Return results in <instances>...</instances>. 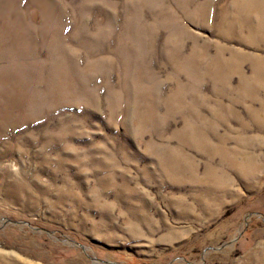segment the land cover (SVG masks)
I'll return each instance as SVG.
<instances>
[{
  "label": "rangeland",
  "instance_id": "1",
  "mask_svg": "<svg viewBox=\"0 0 264 264\" xmlns=\"http://www.w3.org/2000/svg\"><path fill=\"white\" fill-rule=\"evenodd\" d=\"M0 264H264V0H0Z\"/></svg>",
  "mask_w": 264,
  "mask_h": 264
},
{
  "label": "bare ground",
  "instance_id": "2",
  "mask_svg": "<svg viewBox=\"0 0 264 264\" xmlns=\"http://www.w3.org/2000/svg\"><path fill=\"white\" fill-rule=\"evenodd\" d=\"M263 33V32H262Z\"/></svg>",
  "mask_w": 264,
  "mask_h": 264
}]
</instances>
